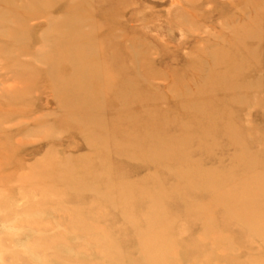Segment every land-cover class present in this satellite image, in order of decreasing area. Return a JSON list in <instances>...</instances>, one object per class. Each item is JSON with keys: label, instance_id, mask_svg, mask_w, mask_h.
I'll use <instances>...</instances> for the list:
<instances>
[{"label": "rangeland", "instance_id": "374dc122", "mask_svg": "<svg viewBox=\"0 0 264 264\" xmlns=\"http://www.w3.org/2000/svg\"><path fill=\"white\" fill-rule=\"evenodd\" d=\"M0 264H264V0H0Z\"/></svg>", "mask_w": 264, "mask_h": 264}, {"label": "bare ground", "instance_id": "6f19581e", "mask_svg": "<svg viewBox=\"0 0 264 264\" xmlns=\"http://www.w3.org/2000/svg\"><path fill=\"white\" fill-rule=\"evenodd\" d=\"M255 196V195H254Z\"/></svg>", "mask_w": 264, "mask_h": 264}]
</instances>
